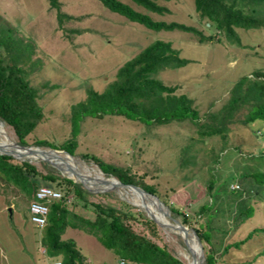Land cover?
Listing matches in <instances>:
<instances>
[{
  "label": "rangeland",
  "instance_id": "obj_1",
  "mask_svg": "<svg viewBox=\"0 0 264 264\" xmlns=\"http://www.w3.org/2000/svg\"><path fill=\"white\" fill-rule=\"evenodd\" d=\"M122 1L147 12L154 19L194 25L204 34L218 36L219 40L198 42L187 31L150 29L107 9L98 0H58L56 10L71 16L60 23L55 7L47 0H0V26H9L14 35L29 42L31 58L40 60V66L28 74V79L37 90V102L42 106L43 115L26 135L27 144H33L35 139L57 144L70 137V105L83 99L90 88L102 90L120 65L154 39L169 40L178 55L187 59L177 67L160 69L155 76L166 84H176V93L191 97L201 120L205 119L206 110H215L226 100L229 88L241 75L251 77L252 70L264 69L263 27H236L237 43L204 23L192 0H163L161 3L168 8L163 13L145 10L131 0ZM240 112L244 110L239 108L234 114L242 116ZM233 120L232 117L222 136L199 137L194 124L187 119L144 124L114 114L86 115L75 127L73 157L77 166L82 162L87 167L98 168L92 160L79 156V153L87 152L105 161L128 166L142 175L144 181L154 185L160 198H167L187 213L191 226L202 230L207 240L201 242L202 253L210 245L215 264H264V181L254 183L246 176L248 172H255L257 176L263 171L257 179L264 177V154L259 153L262 137L251 134L250 127ZM0 122V137L16 148L12 128ZM252 127L264 130V122L254 121ZM43 162L31 160L40 170L60 174L49 163L43 165ZM208 179L213 181L210 188L206 186ZM231 184L239 187L230 189ZM0 192L14 202V211L29 220L26 198L1 181ZM87 192L85 198L88 201L126 209L120 202L123 200L134 207V213L137 209L146 215L142 208L129 201L128 195L116 188ZM67 195L68 208L81 216L93 217L90 205L84 207L80 201L72 204V195ZM204 204L208 209L200 212L198 208ZM149 207L157 219L154 205ZM137 222L133 226L135 230H141V224ZM156 226L158 238H153L164 241L171 253L187 264L185 254L190 260L189 245L184 244L178 234L157 223ZM248 232L244 241L232 244ZM60 236L74 241L84 263L114 264L115 254L95 235L66 226ZM225 243L231 244L221 251ZM201 264H204L203 260Z\"/></svg>",
  "mask_w": 264,
  "mask_h": 264
},
{
  "label": "trees",
  "instance_id": "obj_2",
  "mask_svg": "<svg viewBox=\"0 0 264 264\" xmlns=\"http://www.w3.org/2000/svg\"><path fill=\"white\" fill-rule=\"evenodd\" d=\"M98 1L107 9L150 29L187 31L198 42L219 40L218 36L204 34L194 25L174 20L154 19L147 12L135 9L122 0ZM131 1L148 11L157 13L168 11V8L161 3L163 0ZM192 1L198 17L204 19V23L237 43L239 37L235 31L236 27L264 28V0ZM47 2L55 7V10L58 9V0H47ZM70 17L69 14L56 10L58 23ZM12 31L9 26H0V121L12 128L18 143L27 144L26 135L43 115L42 106L37 102V90L28 79V74L40 66V60L31 58V44L24 42ZM186 61V58L178 55L177 49L169 40L150 41L117 68L113 78L102 90L90 88L86 90L83 99L70 105V137L57 144L43 139H35L32 143L64 149L74 154L75 127L81 117L86 115L101 117L103 114H114L144 124H162L173 119H187L194 124L195 132L199 137L215 134L222 136L229 128L228 124L233 117L234 122L239 121L250 127L251 134L253 132V135L262 137L259 153L264 154V130L252 127L254 121L264 122V69L252 70L251 77L247 74L241 75L229 88L226 100L217 109L206 110L205 119L201 120L191 97L182 92L176 93V84H166L155 76L156 72L164 67H177ZM239 108L244 110L243 113L240 112L242 116L234 114ZM238 148L241 149L239 146ZM79 156L84 160H92L105 174H111L124 183L139 185L157 195L154 185L144 181L142 175L136 174L128 166L105 161L87 152H81ZM43 165L46 164L43 162ZM262 172L259 171L263 175ZM259 173L257 176L260 175ZM246 176L254 180V183L260 181L262 184L264 181L262 176L258 180L255 172H248ZM0 181L6 186H13L17 193L28 201L33 197V192L38 186L48 185L60 190L63 195L70 193L72 204L80 201L84 207L90 205L92 218L73 212L68 208L65 198L53 199L49 203L41 242L48 255L57 257L62 264H86L74 241L71 238L67 240L61 238L60 235L66 226L80 228L95 235L98 241L110 249L116 257L124 258L126 264L127 262L184 264L171 253L164 241L158 242L154 239L158 238L156 223L137 209L134 213L132 211L134 207L123 200L120 202L126 209L110 203L88 201L85 198L88 192L82 184L48 169L40 170L27 160H14L5 154H0ZM212 183V179H208L207 188H210ZM238 187L237 184V187L229 188ZM158 198L168 206L171 215L179 216L182 223L191 226L187 213L177 208L167 198L159 196ZM198 209L202 212L208 208L204 204ZM137 221L141 224V230H135L133 226V223H138ZM193 228L200 241L207 242L202 230ZM248 236L249 232L232 244L237 245ZM230 244L225 243L221 251L226 250ZM203 256L204 264H215V256L210 245L203 250Z\"/></svg>",
  "mask_w": 264,
  "mask_h": 264
},
{
  "label": "water",
  "instance_id": "obj_3",
  "mask_svg": "<svg viewBox=\"0 0 264 264\" xmlns=\"http://www.w3.org/2000/svg\"><path fill=\"white\" fill-rule=\"evenodd\" d=\"M14 143H15L16 148L12 147V148L6 149L0 145V154L9 155L12 158H15L17 160H27L29 162H31L32 159L43 160L44 162L49 163L52 167L57 169V171L62 176H66V177L72 179L74 182H78V183L82 184V186L88 191L98 192V191H104L107 189L117 188V186H131L136 191L145 193L146 195H148V197H150L149 199L156 206V210L158 212H160L161 215H163L164 217L169 219V221H170L169 223L171 226L176 225V226H178V228H181L182 230H189L191 232V235H192L193 241H194V252H192L190 250V253H191L192 258H194L195 255L197 254V258L199 261L198 264H201V261L204 259V256L202 253V244H201V241H200L198 235L196 234V231L194 230L193 227L187 226L186 224L182 223V221L180 219L172 216L170 214V210H169L168 206L162 200H160L158 198V196L155 195L154 193H151V192L145 190L144 188H142L139 185H136L133 183H124L111 174H109L106 177L111 176L115 180L109 182L108 185L103 186V187H94V188L87 187L86 185H84L85 178L82 177L76 171V168H74L72 164H69L66 161V156L68 155L70 157H73V154H70L66 150L59 149V148L41 147L39 145H34V144H20L17 141H14ZM17 149H20V150H17ZM30 155H35L37 158L31 157ZM64 169L67 172H70L72 176H76V178L72 177L71 175L63 173ZM98 169L102 173H104L99 167H98ZM132 204H134V203H132ZM134 205L138 206L137 204H134ZM143 210H144L145 214L147 215V217L150 218L155 223H157L161 228H163L165 226V224L158 223V221H156L154 216L151 213H148L146 208H144ZM183 242H184V244H186V242L184 240H183Z\"/></svg>",
  "mask_w": 264,
  "mask_h": 264
},
{
  "label": "crops",
  "instance_id": "obj_4",
  "mask_svg": "<svg viewBox=\"0 0 264 264\" xmlns=\"http://www.w3.org/2000/svg\"><path fill=\"white\" fill-rule=\"evenodd\" d=\"M14 205L0 192V264H45L50 255L41 242L44 225L22 218Z\"/></svg>",
  "mask_w": 264,
  "mask_h": 264
},
{
  "label": "bare ground",
  "instance_id": "obj_5",
  "mask_svg": "<svg viewBox=\"0 0 264 264\" xmlns=\"http://www.w3.org/2000/svg\"><path fill=\"white\" fill-rule=\"evenodd\" d=\"M0 136L1 133H0ZM3 138V137H2ZM0 137V145L3 148H12L11 145H9V143L3 138L2 139ZM20 150V149H17ZM66 155V154H65ZM31 157H36L35 155H30ZM37 158V157H36ZM66 161L69 164H72L74 168H76V171L85 178L84 184L94 188V187H103L109 184V182L114 181L115 179L111 176L106 177L97 167L93 166V167H87L85 166L84 163L79 162L78 166H83L85 169L79 168L76 165V159L74 157H70V156H66ZM63 173L71 175L70 172H67L65 169L63 170ZM72 176V175H71ZM74 178H76V176H72ZM118 190V192L120 193H124L126 195H128V199L130 202L137 204L139 207L141 208H146V210L148 211V213H151V211H149L150 207L154 205V203L149 199L150 197H148V195H146L143 192H138L135 189H133L131 186H117L116 188ZM127 191V192H126ZM124 196V195H123ZM135 197H139L136 198L137 200H135ZM140 200V201H139ZM144 201H146L148 204H146ZM149 207V208H148ZM154 211H155V215L157 217L156 221H158V223L160 224H165V226L163 227L165 230L169 231V232H173L178 234L182 239H184V241L189 245L188 250L190 252V250L192 252H194V241H193V237L191 235V232L189 230H182L181 228H178V226L176 225H170V221L164 217L163 215L160 214V212H158L156 210V206L154 205ZM153 211V212H154ZM152 214V213H151ZM188 257H190V260H187V256L185 254V260L187 264H198V258H197V254L195 255L194 258H192L191 253L188 254Z\"/></svg>",
  "mask_w": 264,
  "mask_h": 264
},
{
  "label": "built area",
  "instance_id": "obj_6",
  "mask_svg": "<svg viewBox=\"0 0 264 264\" xmlns=\"http://www.w3.org/2000/svg\"><path fill=\"white\" fill-rule=\"evenodd\" d=\"M230 187H237V184H231ZM59 198L68 200L69 195H63L60 190L48 185L38 186L27 204L29 221L37 226H43L46 223L49 203L51 200ZM45 264H62V262L58 258H51L46 260ZM114 264H126V260L122 257H117Z\"/></svg>",
  "mask_w": 264,
  "mask_h": 264
}]
</instances>
